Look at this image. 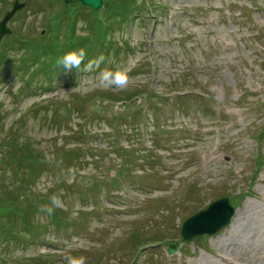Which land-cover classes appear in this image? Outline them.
<instances>
[{"label":"rangeland","instance_id":"rangeland-1","mask_svg":"<svg viewBox=\"0 0 264 264\" xmlns=\"http://www.w3.org/2000/svg\"><path fill=\"white\" fill-rule=\"evenodd\" d=\"M18 1L0 42V264H264V0H140L119 27L108 6ZM68 33L102 49L24 68L19 41ZM106 70L127 86H102ZM220 198L231 223L183 241Z\"/></svg>","mask_w":264,"mask_h":264},{"label":"water","instance_id":"water-1","mask_svg":"<svg viewBox=\"0 0 264 264\" xmlns=\"http://www.w3.org/2000/svg\"><path fill=\"white\" fill-rule=\"evenodd\" d=\"M80 2L83 6L92 8L93 11L98 10L102 5V0H80ZM23 7V3L15 0L12 3L11 10L4 14L0 21V41L5 35L10 34V30L7 28L8 21ZM233 214L234 210L227 199L218 200L210 204L205 211L186 220L181 229V236L185 241L189 242L196 236L203 234L213 235L229 223ZM168 252L173 253L174 247L170 246Z\"/></svg>","mask_w":264,"mask_h":264},{"label":"trees","instance_id":"trees-1","mask_svg":"<svg viewBox=\"0 0 264 264\" xmlns=\"http://www.w3.org/2000/svg\"><path fill=\"white\" fill-rule=\"evenodd\" d=\"M115 1H117V0H115ZM115 1L103 0V2H104L103 10L99 11L97 16L102 15L104 10L108 6V11L110 13V17H108V21H111L112 24L115 23L117 27H119L122 22H125V20L129 21V19H131V18H136L138 13L139 12H143V10L145 9V8H143V4L140 5V0H128V1H125V4H123V5H121L120 1H118V3H115ZM78 2L76 1V3H78ZM69 6H71V8H73V6L75 7V3L69 2ZM83 9H86V8L83 7ZM73 12L74 11H71V14H73ZM94 14H96V13H94ZM134 15H136V16H134ZM97 36H98V40H96V41H93L92 38H90V40L88 38H85V39L81 40L82 42L76 41L75 43H73L74 40L71 38V34L68 33L65 36V43L60 45V44L55 42L56 41L55 39L54 40L52 39L51 41L53 42V44L50 46L49 52L46 53L45 52V47H44V48L40 49V55L41 54L49 55V59H51L50 64L59 65L60 64L59 63V61H60L59 57H61L62 55H65L68 52L74 51L73 48H75L77 46L81 49V46L83 44H86L84 46V48L86 49V52H88V53L97 52L98 53L102 49L103 43L102 42H98L100 40V36H99V34H97ZM48 42H50V41H48ZM109 48H110V46H109ZM62 49H64V50L61 51ZM31 51H33L32 53L34 55L38 56L36 48L32 49ZM60 51H61L62 54L60 53L61 55L59 56V52ZM76 51L77 52L79 51L78 48H76ZM44 69L45 68H42V70H44ZM109 185H111V187H116L114 180L110 181ZM53 216H54V219H55L56 218L55 213L53 214Z\"/></svg>","mask_w":264,"mask_h":264},{"label":"clouds","instance_id":"clouds-1","mask_svg":"<svg viewBox=\"0 0 264 264\" xmlns=\"http://www.w3.org/2000/svg\"><path fill=\"white\" fill-rule=\"evenodd\" d=\"M86 55L85 49L81 48L78 52L72 51L66 53L59 61V63L63 66V68L67 71H71L74 69H78ZM92 67L91 62L85 66V69H90ZM99 83L104 87H112L115 85L116 87H126L128 80L125 72L117 71H102L98 75ZM57 201L53 199V204H56ZM49 213H51L52 209H47Z\"/></svg>","mask_w":264,"mask_h":264},{"label":"bare ground","instance_id":"bare-ground-1","mask_svg":"<svg viewBox=\"0 0 264 264\" xmlns=\"http://www.w3.org/2000/svg\"><path fill=\"white\" fill-rule=\"evenodd\" d=\"M255 214H257V215H261V214H264V211L260 210V211L256 212ZM239 235H240V234L237 233V232H235V231L232 233V237H234L235 239H236ZM234 242H235V241H232L231 243L234 244ZM218 245H219V244H218ZM220 246H221V245H220ZM262 254H264V252H262Z\"/></svg>","mask_w":264,"mask_h":264}]
</instances>
